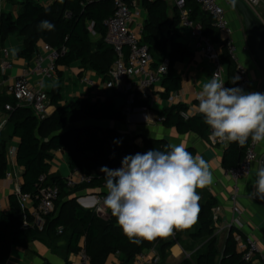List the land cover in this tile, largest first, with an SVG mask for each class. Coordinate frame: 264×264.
Instances as JSON below:
<instances>
[{
	"label": "trees",
	"instance_id": "1",
	"mask_svg": "<svg viewBox=\"0 0 264 264\" xmlns=\"http://www.w3.org/2000/svg\"><path fill=\"white\" fill-rule=\"evenodd\" d=\"M146 13L141 42L145 44L153 59L155 67L164 58L169 60L167 75L162 79L164 92L161 97L169 98L170 94L180 89V78L175 75L173 65L188 55L187 50L176 42L175 27L179 23V11L172 19L167 15V3L162 0H141ZM191 18H198L203 36L211 43L221 46V61L227 64L226 88L234 87L233 64L227 56L222 42L218 39L211 17L202 12L199 6L191 1ZM110 0H54L49 6H42L36 0H26L16 18L10 15L0 17V36L16 34L21 38L18 56L30 61L37 45L41 41L57 50L55 61L57 67H68L79 62L82 71H93L103 82L109 81L108 72L112 68L115 56L110 46L105 43L106 27L104 22L112 15ZM42 21H49L54 25L52 30L40 28ZM95 35V39L89 30ZM54 112L43 119L37 118L26 107H17L16 102L0 94V108L9 104L13 110L8 114V121L12 127L11 136L18 140L15 161L23 171L20 193L30 195L36 200L39 191L50 185L59 188V197L54 205L53 214L46 219L41 232L20 229L22 215L15 197H11L10 212L0 211V264H6L13 248H27L29 241H38L49 247L47 241L63 238L68 249L74 254L79 250V243L83 239L91 264H101L109 253L118 252L122 256V264H128L134 256L158 242V250L162 259L166 252L180 243V236L190 232L192 241L184 249L193 251L189 259H183L179 264H247L235 249L230 231L225 240L223 254L217 247L214 234L211 210L215 207V200L209 197L200 204L196 222L186 229H174L175 242L157 237L153 241L132 243L123 234L116 218L108 209V219H101L93 209H83L76 204L77 194L96 189L105 185V174L100 171L102 166L114 168L127 155L146 153L149 150L166 151L167 145L150 139H143L142 149L134 144L130 134L121 133L113 128L101 127L105 121L125 122L122 115L124 106H116L113 98L93 103L84 100H72L62 106L60 104L59 83L52 87L47 94ZM149 102L134 103V107L147 106ZM186 112L181 105L172 106L163 117L164 122L174 127L179 134L194 133L203 137L210 129L203 116H193L184 120L180 114ZM250 140V139H249ZM249 140L240 145L228 142L222 156V168L228 169L240 163ZM64 149L67 152V164L70 170L79 169L82 174L91 175L94 172L102 176H94L88 184L67 189L64 178L57 173L50 172L51 151ZM192 153V151L188 150ZM193 154V153H192ZM0 175L3 174L4 164L1 162ZM44 177V181H40ZM104 189V188H103ZM58 228L62 233L57 235ZM200 248H194L196 243L202 242ZM191 247V248H190ZM219 260L217 261V258ZM64 264H69L66 260Z\"/></svg>",
	"mask_w": 264,
	"mask_h": 264
},
{
	"label": "crops",
	"instance_id": "2",
	"mask_svg": "<svg viewBox=\"0 0 264 264\" xmlns=\"http://www.w3.org/2000/svg\"><path fill=\"white\" fill-rule=\"evenodd\" d=\"M26 0H0V17L10 15L13 19L21 9V4ZM54 0H36L42 6H49ZM259 4L255 8L256 13L260 17H264V0H258ZM167 15L172 19L177 14L178 9L172 1H166ZM218 3L224 8L226 20L233 33L234 46L239 61L248 70L250 82L252 78L258 77L260 71L256 68L253 58L247 51L246 38L242 25L241 18L234 12V9L226 3L225 0H218ZM192 3L185 4V9L190 11ZM135 7L140 12V21L143 23L146 20V13L142 8L141 0H136ZM195 23L200 24L198 18H193ZM90 25V24H89ZM177 43L182 45L188 52V55L182 60L176 61L173 65V70L176 76L180 78V89L170 94L169 98L164 99L161 94L164 92L161 83L154 86L151 91L150 104L144 107H138L136 115L131 120L124 123L116 121H105L99 125L101 127L113 128L118 132L127 133L136 138L134 144L142 149L143 139L159 141L167 146L170 144H184L187 150L192 151L193 155H200L207 162L209 171L212 173L213 182L203 189L197 188V193L200 197V204L203 200L212 197L215 200V207H218V224H213L215 236L217 238V247L221 255L224 250V243L232 230H226L225 227L234 218L233 204L229 201V193L231 191L232 182L225 178L222 174V156L224 149L221 145H213L211 143L210 129L203 137H199L194 133L179 134L176 129L167 122H160L159 119L165 117L172 106L181 105L186 108L188 117L202 116L198 111L199 101L196 99L198 93L202 90L205 83L212 78L215 66L205 58L201 50L197 47V39L190 36L189 31L179 25L175 27ZM218 39H222L221 35L216 31ZM92 35V34H91ZM95 39V35H92ZM216 49H220L217 43H214ZM21 47V38L16 34H8L2 38L0 36V94L5 95V90L14 81L15 78L21 76L23 71L32 65V59L28 62L18 56V51ZM3 49L7 50V55L3 54ZM3 63H9L10 68L3 71L1 66ZM221 69L223 79L227 80V64L221 61ZM82 77H86L93 84L83 83ZM40 81V80H39ZM30 85L37 88L38 79L31 77ZM46 82V83H45ZM41 88L47 94L52 90V87L59 83L60 86V104L62 106L68 104L72 100H84L93 103L97 100L103 101L107 98H113L116 106H124L125 100L122 96L116 94L109 87L108 82H103L102 79L93 71H82L80 63L75 62L68 67H57L55 77L52 79H41ZM248 92L252 90V82ZM49 116L54 112L52 105L48 106ZM6 117L5 111L0 108V122ZM12 127L9 123L0 129V154L3 155L1 162L4 164V172L0 175V205L2 212L9 213L11 205V197H15L17 190L20 188L21 177L23 171L17 166L15 157H10L8 152L11 148H16L18 140L11 136ZM258 155L264 154V142L260 144L257 150ZM52 159L49 163L50 172L57 173L60 177L66 178L70 173V168L67 164V152L60 148L51 151ZM256 169L251 176L240 180V196L238 203L242 214L240 216L241 228L238 229L243 237L253 238L259 247V250L264 254V208L255 200L252 193L255 192L254 183L256 180ZM9 172L10 177L5 174ZM105 189H96L77 194L76 204L83 209H92L95 205L97 196L105 194ZM236 230L233 231V233ZM232 233V235H233ZM190 232H185L180 236L181 244L176 243L166 252L164 259L160 257L158 250V242H155L151 247L156 246V251L160 257L159 264H179L183 259V253H191L187 248L191 246L192 241L189 239ZM168 240L166 237H162ZM49 247L38 241H29L27 248H13L10 252V257L6 264H64L66 260L69 264H76V253H72L67 246L65 239L60 238L53 241H47ZM197 244V243H196ZM147 248L143 251L149 253ZM191 248V247H190ZM220 255V256H221ZM132 262V261H131ZM128 263V264H131ZM101 264H122V256L120 253H109L103 259Z\"/></svg>",
	"mask_w": 264,
	"mask_h": 264
},
{
	"label": "built area",
	"instance_id": "3",
	"mask_svg": "<svg viewBox=\"0 0 264 264\" xmlns=\"http://www.w3.org/2000/svg\"><path fill=\"white\" fill-rule=\"evenodd\" d=\"M112 3L113 13L104 22L106 27L105 43L113 50L115 61L112 68L108 72V85L113 91L122 96L125 100L122 115L125 121H129L136 115L137 107H134L136 101L149 102L151 101V91L157 84L161 83L162 79L167 75L169 69V60L164 58L158 65L153 66V59L148 47L141 42L143 33V23L140 21V13L135 7L136 0H110ZM149 2L154 0H148ZM172 1L179 11V25L189 31L190 36L197 39V47L202 54L210 60L214 66V74L224 81L223 72L221 69V51L222 48L216 49L209 38L203 36L202 27L195 23L191 18L188 10L185 9L187 1L197 4L202 12L211 17L213 26L221 35V42L226 50L227 56L233 64V79L234 87L240 88L244 92H248L250 88V78L248 70L239 61L236 48L233 41V33L226 20L225 10L218 3V0H162ZM249 8L255 10L258 6V0H244ZM89 30L92 35L91 24ZM244 50L247 51L246 46ZM3 54L7 55V50L3 49ZM58 57V52L50 45L39 42L37 50L32 59V65L25 69L21 76H18L5 90V96L14 100L17 107L29 108L33 114L40 120L49 116L47 110L49 106V98L47 93L41 88V79H52L56 74L55 61ZM5 71L10 68L9 63H3L1 66ZM38 79L37 88L30 85V78ZM40 80V81H39ZM83 83L92 85L93 83L86 77H82ZM225 84V81H224ZM13 110L12 106L7 104L4 106L6 117L0 122V129H2L8 121V114ZM181 118L187 120L188 113L182 112ZM164 121L163 118L159 119ZM211 133V143L213 145H221L226 147L228 142H222ZM261 142H253L251 139L244 151V155L240 163L234 167L223 169V176L232 182L231 191L229 193V201L233 204L234 218L226 225V230H236L232 239L235 244V249L241 254L242 260L247 264H264V254L259 250L257 242L247 236L243 237L238 229L241 228L240 216L242 211L240 209L238 199L240 196V187L238 185L240 180L246 179L252 175L254 168L258 167L260 155L257 150ZM16 148H11L8 152L10 157H15ZM122 165L119 163L112 169H118ZM7 178L10 173L5 174ZM94 176H102L98 172L91 175H85L79 169L70 171L69 175L64 178V186L71 189L75 186L88 184ZM40 181H44V177H40ZM103 188L106 190L105 185ZM107 195H99L95 199V205L92 208L94 212L100 216L108 212V208L104 205V198ZM59 197V188L55 185L45 186L40 191L35 201H33L28 194L20 193L17 190L15 199L17 201L19 210L22 215V222L20 229L27 231L29 229L41 232L45 226L46 219L54 212L55 202ZM2 207L0 205V211ZM219 208L214 207L211 210L213 224H218ZM62 233V228H58L57 235ZM168 240L175 242L174 232L170 236H166ZM176 242L174 243V245ZM173 245V246H174ZM170 250V249H169ZM191 253L184 252V259H189ZM76 264H91V259L87 254L84 240L79 243V250L76 253ZM160 257L156 251V246L149 249V253L141 251L137 253L132 259L131 264H159Z\"/></svg>",
	"mask_w": 264,
	"mask_h": 264
},
{
	"label": "clouds",
	"instance_id": "4",
	"mask_svg": "<svg viewBox=\"0 0 264 264\" xmlns=\"http://www.w3.org/2000/svg\"><path fill=\"white\" fill-rule=\"evenodd\" d=\"M39 27L52 30L54 25L42 21ZM196 99L204 123L220 141L240 145L249 139L264 141V94L226 88L214 74ZM167 149L127 155L120 168L100 169L107 190L104 205L132 243L192 226L199 212L196 190L213 182L202 156H194L184 144H170ZM254 188L252 195L264 199V162L256 169Z\"/></svg>",
	"mask_w": 264,
	"mask_h": 264
},
{
	"label": "water",
	"instance_id": "5",
	"mask_svg": "<svg viewBox=\"0 0 264 264\" xmlns=\"http://www.w3.org/2000/svg\"><path fill=\"white\" fill-rule=\"evenodd\" d=\"M225 1L242 20L247 52L262 75L263 82L257 92L264 94V17H260L255 10L249 8L244 0ZM262 162H264V154L260 157L258 167ZM255 200L264 208V199L255 196ZM198 207L200 209L199 201Z\"/></svg>",
	"mask_w": 264,
	"mask_h": 264
},
{
	"label": "rangeland",
	"instance_id": "6",
	"mask_svg": "<svg viewBox=\"0 0 264 264\" xmlns=\"http://www.w3.org/2000/svg\"><path fill=\"white\" fill-rule=\"evenodd\" d=\"M141 12V16H142V10L140 11ZM139 12V13H140ZM252 90L254 91V92H257V90L260 88V86H261V84H262V82H263V80H262V75H261V73H260V75L258 76V77H254V78H252ZM46 83V82H45ZM101 219H103V220H107L108 219V213L106 212V213H103V214H101L100 216H99ZM203 245V241L202 242H199V243H197L195 246H194V248H200L201 246ZM220 255H221V253H220ZM219 260V257L217 258V261Z\"/></svg>",
	"mask_w": 264,
	"mask_h": 264
}]
</instances>
